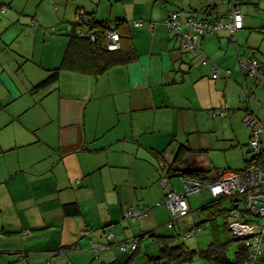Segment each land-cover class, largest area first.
Segmentation results:
<instances>
[{"label":"crops","instance_id":"1","mask_svg":"<svg viewBox=\"0 0 264 264\" xmlns=\"http://www.w3.org/2000/svg\"><path fill=\"white\" fill-rule=\"evenodd\" d=\"M228 3L0 0L9 7L0 12V185L8 192L1 211L16 212L13 218L0 212V264L6 253H19L11 264H44L50 258L52 264H121L114 261L121 258L118 244L138 237L135 225L123 219L125 207L149 206L140 203L143 195L157 191L143 200L152 210L142 220L166 222L156 207L166 195L160 183L165 173L151 152H164L171 162L180 131L188 135L190 121H207L226 104L240 118L247 113L264 118V74L246 76L240 65L242 58H256L264 66V23L259 18L247 19L240 5L244 28L198 36L196 54L183 49L166 26L173 11L184 19L227 22ZM80 7L114 28L125 21L119 30L126 36L123 47H132L136 60L98 77L62 71L57 82L35 89L61 65ZM34 20L39 28L32 27ZM139 20L145 22L142 28L131 25ZM213 64L231 71L230 76L213 79ZM222 88L230 90L227 98ZM202 112L207 115L200 116ZM21 172L23 190L8 180ZM171 180L170 188L179 191L181 181ZM203 218L200 223L209 222ZM110 233L114 246L108 251L114 252L96 255L92 243L103 244Z\"/></svg>","mask_w":264,"mask_h":264},{"label":"built area","instance_id":"2","mask_svg":"<svg viewBox=\"0 0 264 264\" xmlns=\"http://www.w3.org/2000/svg\"><path fill=\"white\" fill-rule=\"evenodd\" d=\"M243 0H229L228 12L225 18L227 22L209 20H200L196 18H182L179 11H173L166 20V26L176 34L179 38L183 49L191 54H196L199 47L196 43L198 36L205 34H217L222 29H229L232 34L244 28V15L241 12L240 5ZM84 10L78 11L79 22L84 20ZM86 19L83 25L86 24ZM144 22H135L136 28H142ZM85 30L80 31V36L85 37ZM108 48L117 50L120 48L119 33L107 32ZM209 63L208 60L203 62L204 65ZM242 70L250 77H254L259 73L264 74V66L256 58H242L240 61ZM212 77L216 80L221 75L230 76L231 71H222L213 64ZM228 107V106H226ZM224 113V112H223ZM222 113V114H223ZM245 123L251 131L253 150H261L262 136L264 135V120L246 117ZM162 188L166 190L165 197L156 203L157 208H165L169 211L170 216L175 220L186 217L190 214V205L188 197L193 193H199L209 190L214 197H227L233 200L232 206L228 207L225 215L228 220V229L231 234L245 244L249 250L250 260L245 264H256L263 254L264 246V157L259 163L252 164L248 168L237 171L230 170L221 173L216 182H204L201 180L188 179L183 180L185 193H179L175 189L170 188V179L164 176L160 179ZM150 206L129 205L123 212V217L128 221H141L146 218L150 211ZM175 226V221L169 223V227ZM205 226H198L193 229L192 233L197 234L202 231ZM82 234L87 236L88 232L83 231ZM193 234H186V238H190ZM114 234L110 233L106 236L103 244L92 243V250L95 254L100 251H108L113 248ZM120 251L132 254L139 248L138 241L125 240L118 244ZM24 256V254H22ZM22 259V258H21ZM53 258H50L45 264H52Z\"/></svg>","mask_w":264,"mask_h":264},{"label":"trees","instance_id":"3","mask_svg":"<svg viewBox=\"0 0 264 264\" xmlns=\"http://www.w3.org/2000/svg\"><path fill=\"white\" fill-rule=\"evenodd\" d=\"M54 7L55 9H58V4L54 3ZM8 9H9L8 6L0 4L1 13L3 14L7 13ZM80 10H84L85 12L84 20L86 19L87 25H83L84 20L79 22L78 11ZM142 21L144 22V20L133 21V23L131 22V25L134 26L135 22H142ZM123 24H125V21H118V27L114 28L110 26V24L108 23L97 21L92 14L90 15L87 12L85 8H81V7L78 8L76 13V21L72 24L73 31L68 35L69 42L67 44V48L61 65L58 68L52 69L50 71L49 76L41 83H39L35 87V89H42L57 82L61 77L62 71L76 72L81 75L98 77L99 75H102L104 73L106 74L113 67L125 66L133 63L136 60L137 55L132 47H129L128 49H125L123 47V40L125 39L126 36L125 34L119 31ZM32 27L39 28L40 27L39 22L37 20H34L32 22ZM84 29H86L85 37H81L80 31H84ZM113 31L119 33L120 35V48L117 50H110L108 48L106 33ZM245 75L248 76L247 74ZM244 90L247 91L246 87H244ZM226 106L221 111L218 112L215 111L213 115L215 116L217 114H220L219 116L221 117H227L231 112V108L229 104H226ZM246 117H251L259 121L264 120V118H259L249 113L245 115L244 120ZM244 124L247 127L245 121ZM247 129L251 133L248 127ZM263 136H262L261 150L259 151L253 150L255 154H252L250 158L245 159L244 168L239 169L237 171L244 170L252 164H257L259 163V161L263 159L264 157ZM251 142H252V135L249 143V146L252 148ZM151 153H150L151 155H154V159L160 162L161 164L160 168H162L163 171L162 174L165 173V176L169 177L170 180L171 178L180 175V178L182 180V185H183V180H188V179L201 180L204 182H216L220 177L221 173L230 171V170H220L218 168L211 167V165L207 164V161H205L203 158V155L206 153V149L198 148L189 144L180 143L176 151L173 152V160L171 162L165 160L164 152L155 153L152 151ZM187 168L189 170L186 172L179 171V170H186ZM229 201L230 203H233V200L231 198L214 197L212 195V200L209 203H207L205 206L201 207V209L199 210L200 215L205 216L206 221H209L211 225V233H212L213 241L208 246V248L201 249L199 251L192 250L186 247L185 244L183 243L174 244L175 240L178 238V235H160L159 237H157V235L154 236V234H152L154 237H157L160 255L151 257L150 261L156 258L158 259V261L155 264H192L194 259L197 258L202 261H207L208 264H245L246 262H248L250 260V256H249L250 253L243 242L237 241L235 238H232L230 235H228L226 242H222L221 240L220 227L223 226L225 232L229 231L228 220L225 215V212L227 211L228 207H230L228 206ZM137 206H141V205H137ZM127 207H125V209ZM123 219L126 220L124 217ZM201 224L203 223L197 224L196 227L200 226ZM85 231L88 232L87 234L88 236L89 231L88 230ZM148 233L151 232L143 233L142 235H140V239L144 238L145 235ZM137 238L138 237H136L133 240L138 241L140 248L141 241L140 239L137 240ZM234 243H236V251L234 253L235 260L232 261L228 255V250L229 247L233 246ZM139 248L136 252L132 254L126 253L130 255L129 260H132L135 257V255L139 251ZM263 256L264 253L260 257L258 262L263 258ZM112 264H117V263L114 262Z\"/></svg>","mask_w":264,"mask_h":264},{"label":"rangeland","instance_id":"4","mask_svg":"<svg viewBox=\"0 0 264 264\" xmlns=\"http://www.w3.org/2000/svg\"><path fill=\"white\" fill-rule=\"evenodd\" d=\"M246 1L247 2H245V4H243L241 7H243V11H244L243 13L246 15L247 19L250 17L255 19L259 18L258 20L264 23V0H253V2H249V0ZM258 3H261L260 7L263 10L257 9ZM249 7L252 9L251 11H248ZM75 20H76V15H75ZM258 27H262V24L258 25ZM59 33L61 34V32ZM5 36L6 35H4V37ZM255 47H257V49H260L258 46ZM238 88H240V90L242 91L244 90V86L242 88V86L238 85ZM220 90L222 91L225 97L229 95L228 93L230 92V90L228 92H225L224 88ZM235 110L236 111L234 112V110L232 109L231 113H229L227 117H221L219 116L220 114L214 116L212 112L210 113V116L207 117V121L200 119H198L197 121L193 120V122L190 121L189 124L190 123L191 124L188 130L191 131V133L189 132V134L187 135L183 131H180L179 141H181V143L184 144H189L198 148L206 149V153L203 155V158L205 161H207V164L211 165V167H215L220 170H239L244 168L245 166L244 160L250 158L252 154H255V152L249 146L251 140V133L248 131L247 127L244 124V117L240 118L239 115L236 116L238 110L237 109ZM206 115L207 113L205 112H202L200 114V116H206ZM173 144H174L173 147L175 148L176 151L178 146L176 142H174ZM263 146H264V136H263ZM165 157L168 160L167 154H165ZM15 159H16L15 162H17L18 158ZM9 164L10 162L8 164L5 163L6 166H9ZM24 175L25 173L21 172L15 175L11 180L10 179L8 180L13 181L14 184L17 183L16 185L17 189L23 190V188L25 187V182L23 181ZM171 181L173 182L181 181L182 184V180L180 177H174L172 178ZM181 184L178 186L179 191L178 190L177 191L180 193H185V189H183V186H181ZM157 190H159L158 186H157ZM6 193L8 192L5 188V185H0V212H5L7 216L9 215L10 217L13 218L16 216V212L13 211L11 208L10 209L5 208L4 211H1L2 210L1 205L3 204L2 200ZM149 193L158 194L157 191L149 190L143 195V200H148V201L151 200V195H149ZM143 200H141L140 203H145L148 204L149 206L151 205L150 202L149 203L144 202ZM188 200L192 209V213H190L187 217L175 220L174 218L170 217L169 214L166 213L165 208H160L158 212L159 218L161 220L165 219L166 222H158L157 224H150L149 220L146 219L144 221L142 220L138 222H133V221H128L130 223L126 222L129 225H135L134 227L137 229L135 236L139 237L137 238V240L140 239V235H142L143 233H147V232H151V233L146 234L144 239H140L141 241L140 248L135 258L132 259L133 261L129 260L130 255L126 253H122L120 249H117L116 252H118L121 255V258L114 261H118L121 264H155L158 261V259L154 258L153 260L150 261V258L160 255L158 241H156L159 235H178V238L175 240L174 244L183 243L185 244L186 247L192 250L199 251L201 249L208 248V246L213 241L210 223L206 222L205 224L204 223L201 224L200 226L201 227L205 226V228L202 231L198 232L197 234H193L192 229L196 227L198 223L204 220L203 218L204 216L202 217V215H200L199 210L201 209V207L205 206L207 203H209L212 200V195L208 190H204L202 192L190 195ZM228 203L229 206H232V203H230V201ZM141 206H143V204H141ZM171 221H175L174 228H170L168 226V223ZM220 228H221L222 242L227 241L228 235H230L232 238H235L234 236H232L231 232L229 231L225 232L223 226H221ZM152 234H154V236L157 235V237H154ZM186 234H193V235L190 238L185 239L184 236ZM235 251H236V243H234L233 246H230L228 250V255L232 261L235 260V254H234ZM110 252H114V250L107 252L100 251L98 255L99 256L102 254L107 255L110 254ZM263 253H264V246H263ZM18 254H11V253L3 254V256H5V259L4 262H2L1 264H11V261L15 257H17ZM96 261L97 260H94L95 264L112 263L107 261L102 263L101 261L99 262ZM17 262L21 263L24 261L18 259ZM192 264H208V262L195 258ZM257 264H264V259H261L259 262H257Z\"/></svg>","mask_w":264,"mask_h":264},{"label":"water","instance_id":"5","mask_svg":"<svg viewBox=\"0 0 264 264\" xmlns=\"http://www.w3.org/2000/svg\"><path fill=\"white\" fill-rule=\"evenodd\" d=\"M189 169H186V170H179L180 172H186V171H188ZM179 177H180V175H179ZM237 241H241V239L240 238H237L236 239Z\"/></svg>","mask_w":264,"mask_h":264},{"label":"bare ground","instance_id":"6","mask_svg":"<svg viewBox=\"0 0 264 264\" xmlns=\"http://www.w3.org/2000/svg\"><path fill=\"white\" fill-rule=\"evenodd\" d=\"M196 171V170H195ZM202 172V171H201ZM204 172H206V171H204Z\"/></svg>","mask_w":264,"mask_h":264},{"label":"flooded vegetation","instance_id":"7","mask_svg":"<svg viewBox=\"0 0 264 264\" xmlns=\"http://www.w3.org/2000/svg\"><path fill=\"white\" fill-rule=\"evenodd\" d=\"M188 169V168H187Z\"/></svg>","mask_w":264,"mask_h":264}]
</instances>
